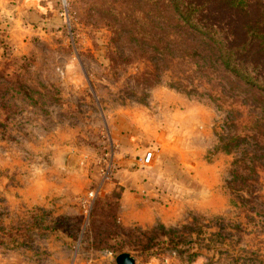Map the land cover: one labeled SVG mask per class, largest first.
Returning <instances> with one entry per match:
<instances>
[{
    "label": "rangeland",
    "instance_id": "rangeland-1",
    "mask_svg": "<svg viewBox=\"0 0 264 264\" xmlns=\"http://www.w3.org/2000/svg\"><path fill=\"white\" fill-rule=\"evenodd\" d=\"M234 2L201 9L224 34L258 30L236 60L264 84V0ZM69 9L66 22L59 0H0V264H116L123 253L264 264V89L226 70L170 0ZM132 125V148L103 184L107 139L120 146ZM99 187L86 219L80 201Z\"/></svg>",
    "mask_w": 264,
    "mask_h": 264
},
{
    "label": "trees",
    "instance_id": "trees-1",
    "mask_svg": "<svg viewBox=\"0 0 264 264\" xmlns=\"http://www.w3.org/2000/svg\"><path fill=\"white\" fill-rule=\"evenodd\" d=\"M209 1H211L215 7L222 4L221 7L227 6V8L235 9L234 0H170L176 15L188 26V28L207 39L210 43L216 45L219 57L226 70L231 71L243 81L264 89V84H260L257 79L254 78L245 64L236 60L237 54L244 53L245 55L248 50L250 51L252 49L253 40L255 42L259 37L258 30L245 23L239 28L240 30H234V28H232V32L228 31L224 34L223 28L216 27L218 20L212 17L214 11L212 9H201V7L209 3ZM211 17L212 22H210ZM230 26H232V24H230ZM231 37L237 38L238 40H231ZM239 39L242 40L240 43ZM184 240L183 237L169 239V242L174 245V249H176L181 256H183L184 252L179 247L184 244ZM153 241L154 240L150 239L147 251H150L152 247L155 246V244L152 243ZM123 252L124 250L119 251V253Z\"/></svg>",
    "mask_w": 264,
    "mask_h": 264
},
{
    "label": "built area",
    "instance_id": "built-area-1",
    "mask_svg": "<svg viewBox=\"0 0 264 264\" xmlns=\"http://www.w3.org/2000/svg\"><path fill=\"white\" fill-rule=\"evenodd\" d=\"M62 10V16L67 22L71 19L69 0H59ZM156 154L154 150L147 151L142 157L139 158L137 165L142 169L150 168L155 162ZM121 150L120 146L114 141L113 138L108 137L107 146L104 148L102 161L103 165L100 166L99 175L103 184L110 183L116 176L117 170L120 165ZM101 162V161H100ZM102 193V188L90 189L81 199L80 206L82 208L83 215L88 219L93 211L95 201ZM72 264H77V258Z\"/></svg>",
    "mask_w": 264,
    "mask_h": 264
},
{
    "label": "crops",
    "instance_id": "crops-1",
    "mask_svg": "<svg viewBox=\"0 0 264 264\" xmlns=\"http://www.w3.org/2000/svg\"><path fill=\"white\" fill-rule=\"evenodd\" d=\"M132 129L129 128L130 133L129 134H118L116 135V140L120 143L121 146V153L123 151H128L130 152L131 148H132V144L136 138L135 133H136V128L134 127V125L131 126ZM143 156V155H142ZM138 170L134 171L137 172Z\"/></svg>",
    "mask_w": 264,
    "mask_h": 264
},
{
    "label": "water",
    "instance_id": "water-1",
    "mask_svg": "<svg viewBox=\"0 0 264 264\" xmlns=\"http://www.w3.org/2000/svg\"><path fill=\"white\" fill-rule=\"evenodd\" d=\"M116 264H136L135 258L130 253H123L117 256Z\"/></svg>",
    "mask_w": 264,
    "mask_h": 264
}]
</instances>
